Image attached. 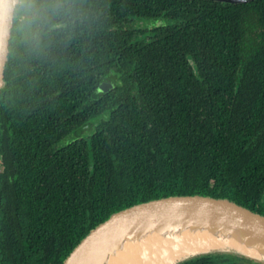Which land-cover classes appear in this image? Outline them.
Masks as SVG:
<instances>
[{
  "label": "trees",
  "instance_id": "1",
  "mask_svg": "<svg viewBox=\"0 0 264 264\" xmlns=\"http://www.w3.org/2000/svg\"><path fill=\"white\" fill-rule=\"evenodd\" d=\"M9 31L0 264H61L112 212L160 196L264 215V0H16Z\"/></svg>",
  "mask_w": 264,
  "mask_h": 264
},
{
  "label": "water",
  "instance_id": "2",
  "mask_svg": "<svg viewBox=\"0 0 264 264\" xmlns=\"http://www.w3.org/2000/svg\"><path fill=\"white\" fill-rule=\"evenodd\" d=\"M15 2L16 0H0V87L4 84L3 68L7 58L6 49ZM111 86V82L101 81L98 89L107 90ZM183 227L205 229L224 239L232 238L243 247L255 251L257 255L232 247H210L189 252L171 264L212 251H230L264 264V215L225 197L197 193L150 198L112 212L75 244L61 264H90L91 258L97 252L107 245L114 246L119 238L131 239L140 237L145 231L163 232Z\"/></svg>",
  "mask_w": 264,
  "mask_h": 264
},
{
  "label": "bare ground",
  "instance_id": "3",
  "mask_svg": "<svg viewBox=\"0 0 264 264\" xmlns=\"http://www.w3.org/2000/svg\"><path fill=\"white\" fill-rule=\"evenodd\" d=\"M222 241V242H221ZM232 247L240 251L247 249L232 238L207 232L205 229H182L145 231L140 237L119 238L114 246L107 245L97 252L90 264H171L187 253L206 250L210 247Z\"/></svg>",
  "mask_w": 264,
  "mask_h": 264
}]
</instances>
